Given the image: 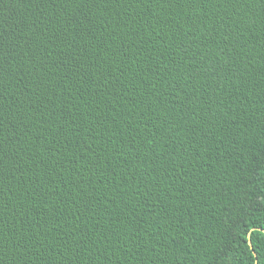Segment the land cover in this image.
<instances>
[{
  "label": "trees",
  "instance_id": "trees-1",
  "mask_svg": "<svg viewBox=\"0 0 264 264\" xmlns=\"http://www.w3.org/2000/svg\"><path fill=\"white\" fill-rule=\"evenodd\" d=\"M0 264H264V0H0Z\"/></svg>",
  "mask_w": 264,
  "mask_h": 264
},
{
  "label": "water",
  "instance_id": "water-1",
  "mask_svg": "<svg viewBox=\"0 0 264 264\" xmlns=\"http://www.w3.org/2000/svg\"><path fill=\"white\" fill-rule=\"evenodd\" d=\"M249 243H250V241H249Z\"/></svg>",
  "mask_w": 264,
  "mask_h": 264
}]
</instances>
